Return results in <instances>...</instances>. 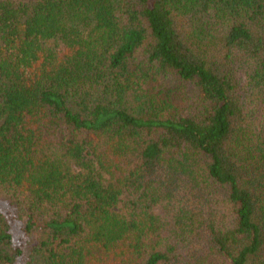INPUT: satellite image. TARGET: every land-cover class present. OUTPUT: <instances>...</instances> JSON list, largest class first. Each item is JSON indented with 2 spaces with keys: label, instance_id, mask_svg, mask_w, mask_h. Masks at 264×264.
<instances>
[{
  "label": "trees",
  "instance_id": "1",
  "mask_svg": "<svg viewBox=\"0 0 264 264\" xmlns=\"http://www.w3.org/2000/svg\"><path fill=\"white\" fill-rule=\"evenodd\" d=\"M0 264H264V0H0Z\"/></svg>",
  "mask_w": 264,
  "mask_h": 264
},
{
  "label": "rangeland",
  "instance_id": "2",
  "mask_svg": "<svg viewBox=\"0 0 264 264\" xmlns=\"http://www.w3.org/2000/svg\"><path fill=\"white\" fill-rule=\"evenodd\" d=\"M15 1H18L20 2L21 0H15ZM23 2H27V1H31V0H22Z\"/></svg>",
  "mask_w": 264,
  "mask_h": 264
}]
</instances>
